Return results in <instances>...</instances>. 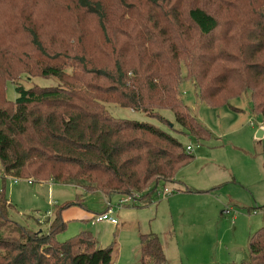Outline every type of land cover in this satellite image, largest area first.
<instances>
[{"label":"trees","instance_id":"obj_1","mask_svg":"<svg viewBox=\"0 0 264 264\" xmlns=\"http://www.w3.org/2000/svg\"><path fill=\"white\" fill-rule=\"evenodd\" d=\"M19 72L57 82L24 88L13 82ZM187 79L210 107L235 110L228 101L248 91L264 122V0H0L2 184L6 175L103 195L137 191L148 202L192 156L168 132L114 117L104 103L162 123L159 110H169L182 133L208 138L179 97ZM3 191L0 264L111 263V244L96 248L87 230L56 239L61 211L78 197L54 205L43 231L14 222ZM247 245L238 263L221 264H264V224ZM138 255V264H166L151 232L138 235Z\"/></svg>","mask_w":264,"mask_h":264},{"label":"rangeland","instance_id":"obj_2","mask_svg":"<svg viewBox=\"0 0 264 264\" xmlns=\"http://www.w3.org/2000/svg\"><path fill=\"white\" fill-rule=\"evenodd\" d=\"M26 62L31 64V59ZM13 82L28 88L53 85L57 80L19 72ZM178 92L190 114L209 132L208 138L182 133L169 110H159L166 120L162 123L141 111L104 103L112 116L150 123L190 146L192 158L176 170L173 180L158 183V188L163 185L171 191L168 196L158 198L151 192L147 203L114 208L115 223L92 222L104 208L106 195L83 192L74 184L13 182L6 177L3 184L0 179V190L3 185L13 205L10 218L28 229L45 231L54 205L78 197L84 206L72 204L61 211L65 227L56 239L87 230L96 248L111 244L110 264H138V235L149 232L158 236L166 264L238 263L247 256L249 236L264 224V134L255 137L264 123L250 111L248 91L228 101L238 111L210 107L199 100L188 79ZM16 96L14 84L5 82L4 97L13 101ZM109 197L114 204L119 194Z\"/></svg>","mask_w":264,"mask_h":264},{"label":"built area","instance_id":"obj_3","mask_svg":"<svg viewBox=\"0 0 264 264\" xmlns=\"http://www.w3.org/2000/svg\"><path fill=\"white\" fill-rule=\"evenodd\" d=\"M185 151L188 152V150L190 149V146L186 145L184 146ZM3 175L0 174V177H2ZM10 178L13 182H16L18 179H22V178H17L14 176H4V178ZM27 182L31 183V181L29 179H24ZM157 185L154 186V188L151 190V192H153L155 194L156 197L161 198V197H165L168 196L171 191L168 190L165 186H161V188H158ZM141 195L142 192H137V191H130L127 194H119L118 199L116 200V203L112 204L110 199L105 198L104 200V209L103 211H101L98 214L94 215V218L91 220L92 222H98V221H102V220H107L110 223H115V220L112 218L111 213L113 212L114 208H121V207H125L128 205H132V203L136 202V201H141Z\"/></svg>","mask_w":264,"mask_h":264},{"label":"crops","instance_id":"obj_4","mask_svg":"<svg viewBox=\"0 0 264 264\" xmlns=\"http://www.w3.org/2000/svg\"><path fill=\"white\" fill-rule=\"evenodd\" d=\"M234 108V107H233ZM235 110L234 111H238V109L237 108H234ZM262 121V120H261ZM263 122V121H262ZM264 123V122H263ZM262 125H264V124H262ZM259 129H261L262 130V135H261V137L263 136V134H264V127H258ZM256 133V132H255ZM190 150V149H189ZM188 150V151H189ZM207 190H205V192H206ZM208 194V193H207ZM110 195V194H109ZM109 195H106L107 197H108V199H110V197H109ZM142 203H147V202H142ZM141 203V204H142ZM77 205H81V206H84L82 203L81 204H77ZM104 209V208H103ZM103 209H101V211H103ZM52 213V212H51ZM51 213L48 215L49 217H48V219H50V217H51ZM62 218V217H61ZM62 220L64 221V219L62 218ZM36 222H37V220H36ZM45 226H47V223H46V225Z\"/></svg>","mask_w":264,"mask_h":264},{"label":"water","instance_id":"obj_5","mask_svg":"<svg viewBox=\"0 0 264 264\" xmlns=\"http://www.w3.org/2000/svg\"><path fill=\"white\" fill-rule=\"evenodd\" d=\"M262 133H263L262 130L261 129H258L256 131V133H255V137H261Z\"/></svg>","mask_w":264,"mask_h":264}]
</instances>
